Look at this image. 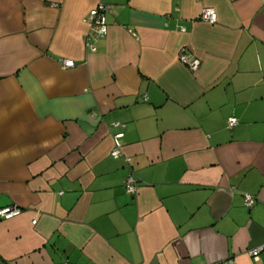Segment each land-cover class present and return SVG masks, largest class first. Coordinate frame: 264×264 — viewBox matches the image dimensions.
Segmentation results:
<instances>
[{
	"label": "crops",
	"instance_id": "1",
	"mask_svg": "<svg viewBox=\"0 0 264 264\" xmlns=\"http://www.w3.org/2000/svg\"><path fill=\"white\" fill-rule=\"evenodd\" d=\"M100 3L108 32L90 52ZM120 133L134 195L111 155ZM11 205L0 264H264L248 254L264 245V0H0Z\"/></svg>",
	"mask_w": 264,
	"mask_h": 264
},
{
	"label": "built area",
	"instance_id": "2",
	"mask_svg": "<svg viewBox=\"0 0 264 264\" xmlns=\"http://www.w3.org/2000/svg\"><path fill=\"white\" fill-rule=\"evenodd\" d=\"M111 12V7L108 4L100 3L87 14L85 21L90 25V31L85 37L86 48L90 52H95L97 50V43L99 40L103 39L108 32L107 27V13ZM199 18L210 24L217 22V13L214 9L205 7L201 10ZM178 60L183 65L187 66L191 71H196L200 67V60L198 58H190L185 49H182L178 54ZM60 66L63 69H70L75 67V62L71 59H61ZM238 120L235 117H230L228 119V126L232 127L236 125ZM115 125H120L119 123H114ZM123 137V133L116 135L115 144L112 148L111 155L114 157H122L128 168V174L124 179V189L128 194L134 195L137 192L138 181L133 175L132 169L130 167L131 158L129 155L124 154L122 151V145L120 139ZM254 197L250 194L244 195V203L246 206H251L253 204ZM22 213V209L16 205L6 206L0 208V221L10 220L18 217ZM37 218L32 219V224L35 225ZM264 251V245L252 248L248 251V254L257 259L259 253ZM229 263L231 261H228Z\"/></svg>",
	"mask_w": 264,
	"mask_h": 264
}]
</instances>
